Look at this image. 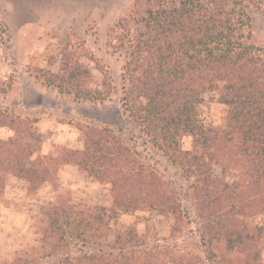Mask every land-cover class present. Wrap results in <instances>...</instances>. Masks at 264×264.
<instances>
[{
	"label": "trees",
	"instance_id": "16d2710c",
	"mask_svg": "<svg viewBox=\"0 0 264 264\" xmlns=\"http://www.w3.org/2000/svg\"><path fill=\"white\" fill-rule=\"evenodd\" d=\"M263 12L264 0H135L110 29L108 47L123 60L122 107L189 182L198 240L188 229L179 242L173 230L160 245L133 228L114 229L100 206H53L47 209L53 250L10 264H264V47L254 37L256 15ZM68 54L54 75L59 88L77 99H108L113 88L107 76L85 88L90 72ZM206 92L225 107L224 129L201 118ZM186 136L190 147L183 144ZM12 143L0 140V181L10 172L36 188L52 178L55 159L29 164ZM56 163L77 164L108 181L115 209L183 220L174 182L107 126L87 125L84 149H64ZM214 165L221 166L220 175ZM255 217L261 221H251Z\"/></svg>",
	"mask_w": 264,
	"mask_h": 264
},
{
	"label": "rangeland",
	"instance_id": "374dc122",
	"mask_svg": "<svg viewBox=\"0 0 264 264\" xmlns=\"http://www.w3.org/2000/svg\"><path fill=\"white\" fill-rule=\"evenodd\" d=\"M134 2L0 0V121H6L4 125L0 122V140L13 142L12 148L29 164L38 158L37 164L49 163L47 156L55 159L49 163L54 175L36 188L20 176L2 172L5 178L0 181V264L25 256L40 257L53 250L56 238L47 232V209L53 206L75 211L100 206L107 217L112 216L114 229L133 228L151 240L159 239L160 245L166 244L164 239L168 240L173 230L181 236L179 242L188 236V229L198 240L189 182L181 178L179 169L148 136H142L129 122L122 107L123 60L111 51L108 40L111 27L130 13ZM254 29L256 42L264 47V12L256 15ZM66 50L68 57L78 59L90 72L85 88L98 87L107 76L113 88L108 99H77L74 92L59 88L60 81L54 75L60 71ZM48 79H53L54 84L48 85ZM203 97L201 118L214 128L224 129L227 115L218 95L206 92ZM13 118L19 120L16 126L10 124ZM87 125L109 127L130 142L163 178L174 182L180 196L181 222L162 212L115 209L108 181L95 178L77 164L57 165L64 149H84ZM191 143V137H184V146L190 147ZM214 172L220 175L221 166L214 165ZM251 221L261 220L255 217ZM74 252L81 254L75 249ZM262 253L264 256V238Z\"/></svg>",
	"mask_w": 264,
	"mask_h": 264
}]
</instances>
